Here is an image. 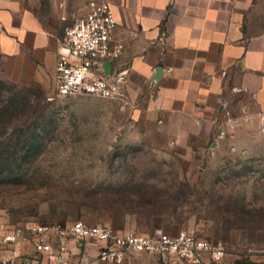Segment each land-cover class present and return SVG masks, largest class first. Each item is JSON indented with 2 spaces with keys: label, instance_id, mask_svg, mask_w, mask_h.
Returning a JSON list of instances; mask_svg holds the SVG:
<instances>
[{
  "label": "rangeland",
  "instance_id": "1",
  "mask_svg": "<svg viewBox=\"0 0 264 264\" xmlns=\"http://www.w3.org/2000/svg\"><path fill=\"white\" fill-rule=\"evenodd\" d=\"M138 96L60 98L53 78L0 73V107L28 100L0 122V223L185 229L244 263L264 255V131L247 153L215 147L190 129L145 122Z\"/></svg>",
  "mask_w": 264,
  "mask_h": 264
},
{
  "label": "crops",
  "instance_id": "2",
  "mask_svg": "<svg viewBox=\"0 0 264 264\" xmlns=\"http://www.w3.org/2000/svg\"><path fill=\"white\" fill-rule=\"evenodd\" d=\"M89 2L0 0L2 76L54 79L64 28L89 11ZM109 2L117 21L112 44L122 48L117 64L128 72L125 92L139 95L134 103L143 120L247 153L264 131V0ZM160 66L162 76L151 81ZM80 247L85 264H115L100 261L92 241ZM167 260L135 253L124 264ZM239 262L226 256L216 264ZM242 263L264 264V255Z\"/></svg>",
  "mask_w": 264,
  "mask_h": 264
},
{
  "label": "built area",
  "instance_id": "3",
  "mask_svg": "<svg viewBox=\"0 0 264 264\" xmlns=\"http://www.w3.org/2000/svg\"><path fill=\"white\" fill-rule=\"evenodd\" d=\"M116 26L109 0H90L89 11L64 28L55 68L56 97L118 99L125 94L128 72L117 64L122 48L112 44ZM107 61L112 63L110 73ZM87 241L96 243L100 261L115 264H124L135 253L168 258L172 264H216L227 255L223 242L185 229L152 235L78 219L68 224L0 223V264H74L75 255L80 256L78 264H85L80 245Z\"/></svg>",
  "mask_w": 264,
  "mask_h": 264
},
{
  "label": "trees",
  "instance_id": "4",
  "mask_svg": "<svg viewBox=\"0 0 264 264\" xmlns=\"http://www.w3.org/2000/svg\"><path fill=\"white\" fill-rule=\"evenodd\" d=\"M27 104H28L27 99L18 100L17 97L11 98L10 100L7 101L6 104H4L3 106L0 107V122L4 120L6 123H8L9 121H11L15 117V114L19 111L20 107L26 106ZM144 194H147V193H144ZM155 207L156 206H150L149 209H154ZM161 233H163V232H161ZM167 233H169V232H167ZM170 234H172V233H170ZM152 235H154V234H152ZM239 264H243V263L239 262ZM250 264H255V263H250Z\"/></svg>",
  "mask_w": 264,
  "mask_h": 264
},
{
  "label": "water",
  "instance_id": "5",
  "mask_svg": "<svg viewBox=\"0 0 264 264\" xmlns=\"http://www.w3.org/2000/svg\"><path fill=\"white\" fill-rule=\"evenodd\" d=\"M104 66L106 68V71L108 73H110L111 72V66H112L111 61H107ZM162 72H163V67H161V66L157 67L155 70V74L152 77L151 81H158L160 79V77L162 76Z\"/></svg>",
  "mask_w": 264,
  "mask_h": 264
}]
</instances>
